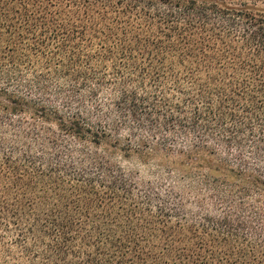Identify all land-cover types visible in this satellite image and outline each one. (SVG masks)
<instances>
[{"label": "trees", "instance_id": "trees-1", "mask_svg": "<svg viewBox=\"0 0 264 264\" xmlns=\"http://www.w3.org/2000/svg\"><path fill=\"white\" fill-rule=\"evenodd\" d=\"M0 264H264V0H0Z\"/></svg>", "mask_w": 264, "mask_h": 264}, {"label": "rangeland", "instance_id": "rangeland-1", "mask_svg": "<svg viewBox=\"0 0 264 264\" xmlns=\"http://www.w3.org/2000/svg\"><path fill=\"white\" fill-rule=\"evenodd\" d=\"M163 159L161 157H156L152 159V162L149 164H142L138 158H134L132 161L124 162L126 168H131L135 172H139V176L143 180H153L152 172L155 170L159 164H162Z\"/></svg>", "mask_w": 264, "mask_h": 264}]
</instances>
